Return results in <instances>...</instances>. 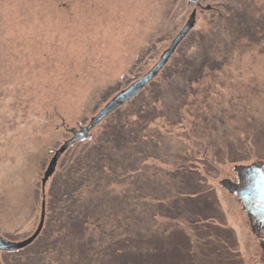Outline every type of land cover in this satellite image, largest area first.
Instances as JSON below:
<instances>
[{
  "label": "trees",
  "instance_id": "1",
  "mask_svg": "<svg viewBox=\"0 0 264 264\" xmlns=\"http://www.w3.org/2000/svg\"><path fill=\"white\" fill-rule=\"evenodd\" d=\"M196 3L209 5L198 8L205 12V21L195 27V13L194 24L146 85L106 111L87 136H69L51 150L34 189L41 196L36 227L21 239L8 238L9 245L0 249L3 260L9 256L13 264L237 260L209 182L210 170L203 169L213 167L226 153L234 161V141L223 143L219 132L212 133L216 115L208 113L210 105L199 96L211 92L215 72L221 69L218 57L226 59L234 52L231 27L237 20L247 26L248 18L228 0ZM258 30L264 35L262 26ZM119 85L115 81L99 90L89 105L92 112L99 108L94 115ZM183 135L196 143L188 147ZM240 140H235L238 148Z\"/></svg>",
  "mask_w": 264,
  "mask_h": 264
},
{
  "label": "rangeland",
  "instance_id": "2",
  "mask_svg": "<svg viewBox=\"0 0 264 264\" xmlns=\"http://www.w3.org/2000/svg\"><path fill=\"white\" fill-rule=\"evenodd\" d=\"M228 1L248 25L231 27L234 52L218 57L211 92L199 97L216 115L212 133L233 139L235 160L223 151L203 169L238 254L232 264H257L243 211L219 181L231 182L234 165L264 161V0ZM194 7L186 0H0V236L18 240L34 230L41 201L34 189L51 150L97 112L89 105L100 89L118 81L119 90L150 68ZM204 17L197 8L195 27ZM3 256L0 250V264H13Z\"/></svg>",
  "mask_w": 264,
  "mask_h": 264
},
{
  "label": "flooded vegetation",
  "instance_id": "3",
  "mask_svg": "<svg viewBox=\"0 0 264 264\" xmlns=\"http://www.w3.org/2000/svg\"><path fill=\"white\" fill-rule=\"evenodd\" d=\"M60 1H62L65 6H70V4L73 5V3L81 4L83 6H92L97 2V0ZM194 5L195 7L192 9V11L194 10L196 12V9L200 8V4L194 3ZM188 17L186 18L185 22L187 21ZM136 80L137 79L133 80L131 83L119 89L117 92L129 88L130 85ZM79 127L80 125L77 124V128ZM70 134V136H73V132ZM259 167L260 168L256 169L255 171L243 170L240 173H236L234 178L230 179V187H232V191H227L242 209L241 211H243L245 224L249 228L250 238L254 242H252V244H255L256 246L255 255L258 257L257 264H264V167ZM248 242H250V240L247 236V240L245 241L246 245Z\"/></svg>",
  "mask_w": 264,
  "mask_h": 264
},
{
  "label": "water",
  "instance_id": "4",
  "mask_svg": "<svg viewBox=\"0 0 264 264\" xmlns=\"http://www.w3.org/2000/svg\"><path fill=\"white\" fill-rule=\"evenodd\" d=\"M188 3L193 2L196 3V0H186ZM209 5L202 6L200 5V8H208ZM195 21V11L193 10L187 21L184 23L182 28L179 30V32L173 37V39L170 42V45L163 50L162 54L160 55L159 59L156 61V63L140 78H138L136 81H134L129 88L122 90L120 92H117L101 109L100 111L92 116L89 121L84 125L79 127L78 129L73 128V136L71 139L81 138L84 136H87L88 131L90 128L98 121L100 120L106 111L114 108L118 104L122 103L127 97H129L131 94H133L135 91L141 89L146 83L157 73V71L160 69V67L163 65V63L169 58L170 54L172 53L174 47L176 44L180 41V39L184 36L187 29L190 28ZM264 167V161L263 160H255L252 163L248 165H234L233 169L237 172H241L243 170L246 171H255L256 169H259L260 167ZM219 184L222 185L224 188H226L229 191H232V187H230L231 182L228 179H221L219 181ZM43 205V202H42ZM43 211L41 212L42 216ZM9 245V241L4 239L2 236H0V249H3Z\"/></svg>",
  "mask_w": 264,
  "mask_h": 264
}]
</instances>
